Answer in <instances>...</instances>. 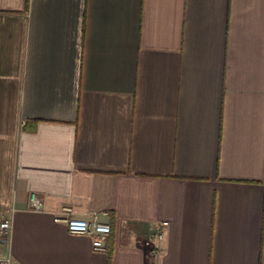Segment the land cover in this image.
Wrapping results in <instances>:
<instances>
[{
  "label": "crops",
  "instance_id": "obj_1",
  "mask_svg": "<svg viewBox=\"0 0 264 264\" xmlns=\"http://www.w3.org/2000/svg\"><path fill=\"white\" fill-rule=\"evenodd\" d=\"M0 206L13 264H264V0H0Z\"/></svg>",
  "mask_w": 264,
  "mask_h": 264
},
{
  "label": "built area",
  "instance_id": "obj_2",
  "mask_svg": "<svg viewBox=\"0 0 264 264\" xmlns=\"http://www.w3.org/2000/svg\"><path fill=\"white\" fill-rule=\"evenodd\" d=\"M30 205L33 210H41L42 204L36 195H31ZM56 221L66 225L67 230L72 234L89 235L92 238V246L94 250L105 251L107 249V238L112 233L111 225L101 220L99 213H93L90 217L75 216L70 213H63L56 217ZM163 227L168 226V222L162 223ZM12 233L11 209L0 206V264H13L11 254L5 251L10 245ZM162 240L164 235L159 233L156 235ZM156 236L151 238L153 241ZM150 242L147 244L150 245ZM152 264H158V258L161 255V249L158 247L151 248Z\"/></svg>",
  "mask_w": 264,
  "mask_h": 264
},
{
  "label": "trees",
  "instance_id": "obj_3",
  "mask_svg": "<svg viewBox=\"0 0 264 264\" xmlns=\"http://www.w3.org/2000/svg\"><path fill=\"white\" fill-rule=\"evenodd\" d=\"M108 251H109V253L111 254V248H110V247L108 248Z\"/></svg>",
  "mask_w": 264,
  "mask_h": 264
}]
</instances>
